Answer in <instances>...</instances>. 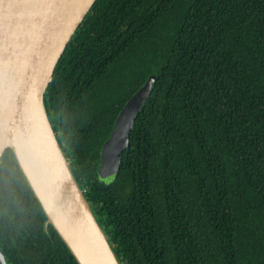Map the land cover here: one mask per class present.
Listing matches in <instances>:
<instances>
[{
    "label": "trees",
    "instance_id": "1",
    "mask_svg": "<svg viewBox=\"0 0 264 264\" xmlns=\"http://www.w3.org/2000/svg\"><path fill=\"white\" fill-rule=\"evenodd\" d=\"M154 75L113 179L100 148ZM44 103L121 264H264V0H95ZM0 157L6 264H78Z\"/></svg>",
    "mask_w": 264,
    "mask_h": 264
},
{
    "label": "water",
    "instance_id": "2",
    "mask_svg": "<svg viewBox=\"0 0 264 264\" xmlns=\"http://www.w3.org/2000/svg\"><path fill=\"white\" fill-rule=\"evenodd\" d=\"M95 0H0V157L10 148L25 181L78 264H121L61 148L44 103L54 67ZM154 75L127 98L100 148L98 178L116 174ZM0 264H6L0 249Z\"/></svg>",
    "mask_w": 264,
    "mask_h": 264
}]
</instances>
